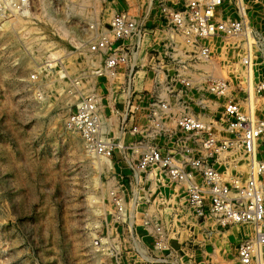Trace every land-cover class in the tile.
<instances>
[{
    "label": "built area",
    "instance_id": "2783aa9c",
    "mask_svg": "<svg viewBox=\"0 0 264 264\" xmlns=\"http://www.w3.org/2000/svg\"><path fill=\"white\" fill-rule=\"evenodd\" d=\"M123 5L105 25L90 5L88 22L74 31L57 18L74 44L42 32L44 56L28 76L40 98L45 80L66 87V126L89 156L116 166L106 165L113 218L93 239L99 264L178 262L175 219L166 213L178 206L221 227L253 225L255 236L239 243L236 260L264 264V78L255 63L264 61V34L243 0ZM34 8V0H0V31L18 17L34 23ZM217 66L230 76L215 74ZM139 72L151 88L137 89ZM162 189L169 193L159 198Z\"/></svg>",
    "mask_w": 264,
    "mask_h": 264
},
{
    "label": "rangeland",
    "instance_id": "374dc122",
    "mask_svg": "<svg viewBox=\"0 0 264 264\" xmlns=\"http://www.w3.org/2000/svg\"><path fill=\"white\" fill-rule=\"evenodd\" d=\"M42 1L34 0L36 19L34 23L24 19L25 27L32 26L41 43L42 32H51L62 46L72 47L74 38L64 35L68 31H63L61 21L66 27L71 24L74 31L88 22L89 12L86 18L67 13L66 6L52 4L51 15L56 20L45 21L40 13ZM123 1L94 0L90 6L105 25L110 19L102 17L103 10L125 8ZM243 2L252 25L264 34V0ZM24 43L20 35L0 31V264H99L102 256L95 254L93 239L113 218L108 199L110 174L106 164L88 156L81 137L66 126L72 102L66 87L45 80L41 84L44 97L37 95L38 86L31 84L28 76L46 48L43 43L40 52L37 42L30 50ZM255 63L258 77L264 78V61L255 59ZM213 72L230 76L221 66ZM144 73L137 76L139 90L151 88ZM206 78L201 82L205 90ZM122 172H126L124 167ZM164 190L159 198L166 197ZM167 211L172 212L173 220L192 213L181 206ZM174 223L170 231L177 238L171 250L179 260L175 264H238L239 240L254 234L252 226L221 227L211 216L198 223L186 219Z\"/></svg>",
    "mask_w": 264,
    "mask_h": 264
},
{
    "label": "bare ground",
    "instance_id": "6f19581e",
    "mask_svg": "<svg viewBox=\"0 0 264 264\" xmlns=\"http://www.w3.org/2000/svg\"><path fill=\"white\" fill-rule=\"evenodd\" d=\"M79 2V4L78 5H69V8H68V10L66 11L67 13H73V14H76L77 16H86L85 15V13H88V7H86V6H89L90 4H92L93 2H94V0H79L78 1ZM97 3V2H96ZM94 5V4H93ZM51 6H50V4L47 2V1H42V12H40L41 13V17L45 20V21H53L54 19L52 18V13H51ZM86 8H87V10H86ZM111 7H107V8H105L104 10H103V16L102 17H104V19H110L112 16H113V14L115 13V10H113V9H110ZM40 17V18H41ZM37 18H38V16H37ZM39 19V18H38ZM42 20V19H41ZM56 20V19H55ZM54 20V21H55ZM26 21V20H25ZM25 21H24V19L23 18H15V19H13V20H11V21H8L7 22V24L5 25V29L4 30H7V32L9 33V34H14V35H16V36H18V35H20L23 39H24V41H25V43H24V45L25 44H27V45H25V46H28L29 47V49L30 50H33V46L32 45H36L37 44V42H38V45L40 46L39 47V50H40V52H42V50H43V43H41V42H39V40H38V37H37V35H36V33L34 32L35 30H33V28H32V26H30V27H25ZM43 21V20H42ZM58 22V21H57ZM45 23V22H44ZM51 23H53V22H51ZM59 23V22H58ZM60 25V24H59ZM62 28H63V31L65 32V33H67V31L65 30V28H64V26H62ZM62 31V32H63ZM19 41V40H18ZM38 47V46H37ZM41 56V55H40ZM72 58V56L71 57H69L67 60L69 61V59H71ZM73 59V58H72ZM143 73V72H142ZM140 79V78H139ZM138 79V80H139ZM141 81V80H140ZM140 81H137V84H139L140 83ZM132 140V138H131V135L130 134H127L126 135V137H125V142H130ZM89 156V155H88ZM91 158H94V159H96V161L99 163V164H106L107 166H108V168H110L111 166L115 169V164L114 163H111L110 161H108V160H104V159H101V158H95V157H93V156H90ZM95 163V162H94ZM166 190V192L167 193H169V191H168V189H165ZM166 193V194H167ZM172 202H174V203H176V201L174 200V201H172ZM179 202H180V199H179ZM180 204H181V202H180ZM166 213H167V210H166ZM184 213H181V215H183ZM183 218V217H182ZM182 218H176L175 219V224L176 225H178V224H180L182 221H183V219H186L188 222H191V223H193V221H196L197 223H198V220H196V218L195 217H193V216H191L190 214H187L186 213V215L184 216V218L182 219ZM236 225H247V226H252V227H254L253 225H251V224H236ZM255 236V228H254V234L251 236V237H254ZM177 240V238L173 235V237H172V245H173V243L175 242Z\"/></svg>",
    "mask_w": 264,
    "mask_h": 264
},
{
    "label": "crops",
    "instance_id": "0c3cea01",
    "mask_svg": "<svg viewBox=\"0 0 264 264\" xmlns=\"http://www.w3.org/2000/svg\"><path fill=\"white\" fill-rule=\"evenodd\" d=\"M243 239H244V238H241V239L239 240L238 245H239V243H240ZM171 246H172V242H171Z\"/></svg>",
    "mask_w": 264,
    "mask_h": 264
}]
</instances>
